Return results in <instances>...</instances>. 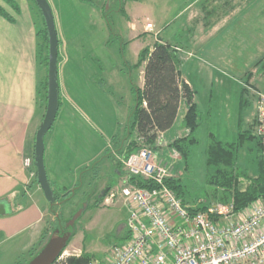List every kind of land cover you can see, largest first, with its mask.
<instances>
[{
    "label": "crops",
    "instance_id": "obj_1",
    "mask_svg": "<svg viewBox=\"0 0 264 264\" xmlns=\"http://www.w3.org/2000/svg\"><path fill=\"white\" fill-rule=\"evenodd\" d=\"M99 1H48L58 37V109H61L57 110L55 127L53 122L44 136L43 159L51 187L61 194L77 185L78 173L80 175L84 167L100 158L102 146L91 143V120L108 119L109 123L103 126L94 122L92 124L95 130L109 139L124 96L133 98L132 83L142 87L144 62L138 68L133 67L142 48L151 51L154 42L162 40L182 49L185 57L181 67L182 77L196 91L195 102L199 106L197 85L190 78V73L184 70L185 66L199 55L201 44L219 36V32L227 26L225 20L228 21V16L234 13V8L240 2L221 0L223 6H228L227 11L214 13L221 1L216 4L218 0H183L181 3L175 0H150L145 4L140 0H124L120 12L126 21L125 27L120 19H116L114 25L111 21L109 28L104 16L106 9ZM0 5L12 16V20H8L0 15V199L9 202L11 210L6 213L9 214L14 209L11 200L18 199V203L27 198V207L17 215L21 220L15 226H19L17 229L4 234L6 220L0 218V237H9L28 231L32 234V229L35 234L43 217L44 199L35 181L34 170L32 165L29 168L23 165V157L33 153L31 138L44 113L37 95L43 70L37 59L36 25L32 10L22 0L17 11L7 10L1 2ZM145 5L148 15L141 17L135 13V10L139 12ZM195 5L199 7L194 9ZM65 6L72 8V16L68 18L60 10ZM77 10L84 14L83 26L78 22L80 18ZM154 11L162 13V17L155 13L152 15ZM182 15L185 18L177 23ZM146 22L153 23L154 31L145 29ZM112 30L118 31L113 36L117 35L119 41L110 39ZM137 69L140 75L139 80L135 81ZM77 102L83 104L85 111L78 105V110L72 108ZM66 103H69L75 114L69 108L66 110ZM101 104H106V111L100 107ZM78 111L88 120L87 129L77 120L80 117ZM255 116L256 111L252 123L255 122ZM75 119L81 127L75 125ZM63 129L71 131L72 139L67 135L65 139L61 138ZM84 135L87 137L85 142L90 143L86 149L88 151L83 150Z\"/></svg>",
    "mask_w": 264,
    "mask_h": 264
},
{
    "label": "rangeland",
    "instance_id": "obj_2",
    "mask_svg": "<svg viewBox=\"0 0 264 264\" xmlns=\"http://www.w3.org/2000/svg\"><path fill=\"white\" fill-rule=\"evenodd\" d=\"M20 1L12 0L13 4L16 3L17 6H20ZM22 1L32 10L36 31L42 28L41 15L33 1ZM140 1L145 4L150 2V0ZM182 1L175 0L176 3H181ZM220 1L218 0L216 4ZM0 2L4 4L7 10L13 9L5 0H0ZM99 2L106 9L110 23L112 21L114 25L116 19H120L122 26L125 27L126 21L122 12H120V6L124 0H107L106 2L105 0H100ZM219 4V7L215 8L214 13L227 11L228 6H223L222 1ZM239 4L242 5L239 6ZM239 4L234 8V13L228 16V21L227 19L225 20L227 26L219 32V36L213 38L211 42L201 44L199 46V55L195 56L190 61V65H186L184 69L187 74L190 73V78H193L194 84L196 83L197 85L198 108L202 115V118L199 120L200 125L194 132V136L198 141L191 148L190 165L188 168L184 169V163H182L179 152L171 146L173 135H179L183 132V129L180 127V121L185 111L183 105L180 106L173 125V132H175L173 135L172 131L162 132L158 135L157 146L155 148L148 146L138 148L150 150L152 153L156 151L161 157L163 156L165 159L172 160L175 166L171 177L176 178L181 176L182 178L184 204L188 208H195L199 203L208 204V208H214L213 218H216V221L220 223L225 222L227 219L233 220L235 213L231 211V192L222 188L214 189V191L213 187L205 182L206 134L208 131H211L215 138L219 140L226 142L239 141L236 157L237 165L244 171L246 170L249 176H255L257 174V137H250L249 134L254 133L252 121L257 108L258 94H264V73L260 71L262 62L256 64L257 60L264 57V0H240ZM68 5L71 6L70 3ZM198 7L199 5H195L194 9ZM60 10L64 12L67 18L72 16L71 7L65 6L60 8ZM77 11L80 18L77 21L83 26L84 20L82 19L84 14L81 10ZM135 13L141 17L148 15L147 5L141 8L139 12L135 10ZM154 13L159 15L160 18L163 15L157 11H154L152 15H155ZM152 15L150 16L151 19H153ZM184 18L185 15H182L177 23ZM203 20L204 18L202 17ZM149 23L152 24L154 29L153 23ZM153 29L148 31H154ZM111 32L110 39L114 41L115 38L116 41H119L117 35L116 37L115 35L113 36L114 32L118 31L112 30ZM123 34L125 35V32ZM40 43L41 36L38 35L37 46ZM174 48L181 53V67L183 68L185 57L182 54V49L176 45H174ZM38 50L37 48V52ZM38 64L43 70V78L41 79L43 80L46 75L47 63L42 64L38 61ZM202 64L203 66H201ZM134 74V80H139L140 73L138 69ZM247 74H249L248 79L250 80V84L245 81ZM223 80L224 82H222ZM255 89H259L260 91H256ZM124 97V101L120 104L118 117L113 123V130L108 136L109 139H106L95 130L96 128L92 124L94 122L103 126L105 123H109L108 119L103 117L101 120H91V143L97 145V147L102 146L100 158L84 167L80 175L78 173V184L74 193L69 199L62 201L58 205L62 212V217L66 220H69L84 202L88 205V208L69 226V230H73V235L70 236L63 249L66 253H79L80 255L89 253L96 260H104L103 258L111 247L118 244L120 236L125 230L127 211L122 202L123 197L121 198L120 189L129 186L131 183L128 181L127 167L121 162L124 155L113 153L115 161L121 162L120 166H113L110 159L105 156L107 150H113L110 142L111 136L117 130L122 132V127L128 119L129 110L133 105V98H129L127 95ZM39 101H41V107L45 111L46 101L41 97ZM77 105L82 111H85L81 102H77L72 108L78 110ZM100 107L104 111L107 110L106 104H101ZM67 108L75 114L69 103H66V110ZM78 113L80 117H77V120L87 129L89 126L88 120L84 118L80 111ZM77 120L75 119V125L79 127L80 125ZM55 122L53 127L56 125ZM61 127L59 126V128ZM243 132L245 137L240 138L239 135ZM66 135L71 138L72 133L69 129H63L61 138L65 139ZM86 139L87 137L84 135V151H88L86 149L90 145V143L85 142ZM29 157L31 158V156ZM245 184L246 181H243L240 184V188H243ZM99 192L102 194V199L99 204H94ZM110 192H113V198L110 197ZM40 193L42 199H44V207L39 229H37L35 234H33L34 229H32V234L28 231L9 237H0V264H26L32 258V254L38 251L48 239L47 237L51 233L50 222H53L54 217L49 210V202L45 199L41 189ZM59 194L61 193L59 192ZM17 201L18 199L11 200L14 207L12 213L0 215V218L8 222V224L4 222V226H6V230L3 231L4 234L19 227H15L21 221L17 218L18 212L27 207V198L21 199L18 202L19 205H17ZM221 210L222 213H220ZM225 214L229 217L225 218ZM27 236L29 238H27V242L25 243Z\"/></svg>",
    "mask_w": 264,
    "mask_h": 264
},
{
    "label": "trees",
    "instance_id": "obj_3",
    "mask_svg": "<svg viewBox=\"0 0 264 264\" xmlns=\"http://www.w3.org/2000/svg\"><path fill=\"white\" fill-rule=\"evenodd\" d=\"M5 1L9 3L15 11L18 10V6L16 3L13 4L12 0ZM33 3L35 4L34 1ZM38 11L41 15L39 9ZM0 15L8 20H12V16H10L1 5ZM104 16H106L108 27L111 28L106 10L104 11ZM41 19L43 27L36 31V35L41 36V43L37 46L39 49L37 52V59L40 63L46 64L48 47L47 31L42 15ZM143 62V85L139 87L132 83L131 92L133 94V105L129 110L128 119L122 127V132L117 130L111 136L110 142L113 150H107L105 156L110 159L113 166H120L121 162L115 161L113 153L128 156L131 152L143 146L155 148L160 133L168 131H172V135L175 133L173 132V125L176 121L180 106L183 105L185 111L180 121V127L186 131H183L179 135H173L171 146L179 152L182 163H184V169H187L190 165L189 158L191 156V148L193 144L198 141L194 136V132L199 127V120L202 116L195 102L196 91L182 77L181 53L174 48L173 44L158 40L154 42L151 51L148 50V48H142L140 50L137 61L134 63L133 67L137 68ZM259 62H262L260 71L264 73V57L257 60L256 64ZM248 75L249 74H247L245 80L246 83L250 81ZM37 95L39 100L41 97L46 101V75L44 79L38 83ZM239 136L240 138L243 136L245 137L244 132ZM249 136L254 137L255 134H249ZM31 142H34V134L31 138ZM238 145L239 141L226 142L215 138L211 131H208L206 134L205 182L211 185L213 190L222 188L231 192V211L233 213L242 211L257 198L264 197V155L260 140L257 138V174L252 177L248 175L246 170L244 171L237 165L236 157ZM31 165L34 170L36 181L32 155ZM128 181L138 186H156L154 182L134 175H129ZM243 181H246V184L243 188H240V184H242ZM164 182L184 202L182 196L184 194V185L181 176L166 179ZM76 188L77 185L71 190L65 191L63 194H59L58 191L52 188L54 201L49 203V210L52 212L54 220L50 222L51 233L56 228L59 229L60 233L69 230V227H66L68 219L66 220L62 217V212L58 205L62 201L69 199ZM101 199L102 194L96 197L94 204H99ZM87 208L88 205L83 211ZM207 209L208 204L206 203H199L195 208L189 207V210L192 212H207L212 220H217L213 218V213L208 212ZM128 236L129 232L125 228L118 243L124 242ZM38 251H35L32 257ZM91 258L92 255L89 253H84L79 257L70 256L67 258V264H84Z\"/></svg>",
    "mask_w": 264,
    "mask_h": 264
},
{
    "label": "built area",
    "instance_id": "obj_4",
    "mask_svg": "<svg viewBox=\"0 0 264 264\" xmlns=\"http://www.w3.org/2000/svg\"><path fill=\"white\" fill-rule=\"evenodd\" d=\"M145 28L152 30L153 26L148 22ZM253 130L264 155V94H258ZM121 162L128 175L156 186L131 183L120 189L129 236L113 245L104 260L91 258L84 264H264V197L235 213L233 220L220 223L207 212L190 211L164 182L172 178V160L156 151L138 149L123 156ZM23 165L29 167L31 158L24 157ZM109 195L114 197L113 192ZM208 212L213 213L214 208ZM70 256L81 255L62 250L51 264H67Z\"/></svg>",
    "mask_w": 264,
    "mask_h": 264
},
{
    "label": "water",
    "instance_id": "obj_5",
    "mask_svg": "<svg viewBox=\"0 0 264 264\" xmlns=\"http://www.w3.org/2000/svg\"><path fill=\"white\" fill-rule=\"evenodd\" d=\"M41 12L47 31V66H46V105L41 122L34 133L33 142V165L35 168L36 181L42 190L45 199L52 203L54 194L47 178L44 167V136L51 128L58 110L59 89L57 79V55L58 37L55 27L54 15L48 0H33ZM84 202L80 208L66 222V227L71 226L86 208ZM9 202L0 199V215L10 212ZM73 230L60 233L54 229L39 251L27 262V264H51L66 246Z\"/></svg>",
    "mask_w": 264,
    "mask_h": 264
},
{
    "label": "flooded vegetation",
    "instance_id": "obj_6",
    "mask_svg": "<svg viewBox=\"0 0 264 264\" xmlns=\"http://www.w3.org/2000/svg\"><path fill=\"white\" fill-rule=\"evenodd\" d=\"M100 193H101V192H99V193L97 194V196L101 195Z\"/></svg>",
    "mask_w": 264,
    "mask_h": 264
}]
</instances>
